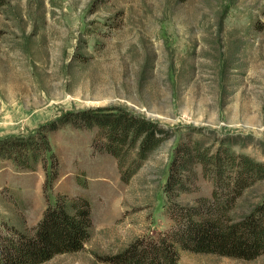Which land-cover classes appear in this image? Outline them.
I'll return each instance as SVG.
<instances>
[{
  "label": "rangeland",
  "instance_id": "obj_1",
  "mask_svg": "<svg viewBox=\"0 0 264 264\" xmlns=\"http://www.w3.org/2000/svg\"><path fill=\"white\" fill-rule=\"evenodd\" d=\"M85 108L139 114L168 137L122 181L116 159L94 152L95 129L48 130ZM43 128L59 174L47 186L41 163L22 170L0 158V233L31 235L58 195L84 196L88 239L39 264H113L132 241L170 227L163 186L179 143L264 165V0H0V144ZM194 185L175 201L210 196L201 168ZM263 200L264 177L235 200L232 220ZM177 264H264V254L179 249Z\"/></svg>",
  "mask_w": 264,
  "mask_h": 264
},
{
  "label": "trees",
  "instance_id": "obj_2",
  "mask_svg": "<svg viewBox=\"0 0 264 264\" xmlns=\"http://www.w3.org/2000/svg\"><path fill=\"white\" fill-rule=\"evenodd\" d=\"M65 123L74 128L95 129L97 135L91 141L94 152L116 159L125 182L169 133L157 122L124 109L74 110L65 113L48 130ZM43 130L46 128L36 137L3 140L0 158L22 170H34L41 163L45 184L49 186L60 167ZM173 153L163 186L170 227L156 237L132 241L111 262L177 264L179 249L247 260L264 254V200L241 219L233 221L229 214L242 191L255 179L264 177V165L246 156H232L226 149L202 148L199 141L181 142ZM197 168L212 183L211 194L197 197L192 205H182L175 200L183 193L197 190L194 185ZM92 213L89 198L79 196L69 200L64 194L58 195L55 203H49L43 211L31 235L15 228H9L5 235L0 233V264H39L55 254L77 251L88 239Z\"/></svg>",
  "mask_w": 264,
  "mask_h": 264
}]
</instances>
